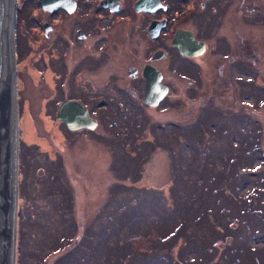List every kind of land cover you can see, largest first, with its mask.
Returning <instances> with one entry per match:
<instances>
[{
  "label": "rangeland",
  "instance_id": "rangeland-1",
  "mask_svg": "<svg viewBox=\"0 0 264 264\" xmlns=\"http://www.w3.org/2000/svg\"><path fill=\"white\" fill-rule=\"evenodd\" d=\"M35 2L15 0L11 264H264L261 64L229 68L235 90L221 80V111L195 114L177 90L161 110L106 107L93 130L66 131L53 112L79 98L74 66L60 44L43 63Z\"/></svg>",
  "mask_w": 264,
  "mask_h": 264
},
{
  "label": "flooded vegetation",
  "instance_id": "flooded-vegetation-1",
  "mask_svg": "<svg viewBox=\"0 0 264 264\" xmlns=\"http://www.w3.org/2000/svg\"><path fill=\"white\" fill-rule=\"evenodd\" d=\"M35 1L30 28L36 50L42 46L47 65L55 45L64 55L69 51L79 98L62 100L79 101L96 125L106 107L118 114L131 106L161 110L177 90L190 95L186 102L195 98V114L202 108L221 111V80L226 77L235 90L229 68L244 62L264 67V0H61V7L44 9ZM223 27L229 29L224 37ZM40 59L32 57L34 64ZM94 75L106 76L99 87ZM146 77L154 94L164 86L153 106L142 100ZM181 106L165 108L175 113Z\"/></svg>",
  "mask_w": 264,
  "mask_h": 264
},
{
  "label": "water",
  "instance_id": "water-1",
  "mask_svg": "<svg viewBox=\"0 0 264 264\" xmlns=\"http://www.w3.org/2000/svg\"><path fill=\"white\" fill-rule=\"evenodd\" d=\"M42 8L61 7V0H38ZM15 0H0V264H11L15 201L13 184ZM264 66V61H263ZM153 81L146 77L143 102L156 105L164 86L154 94ZM16 106V104H15ZM67 130L93 129L96 121L75 99L61 100L54 113ZM15 178V172H14Z\"/></svg>",
  "mask_w": 264,
  "mask_h": 264
},
{
  "label": "bare ground",
  "instance_id": "bare-ground-1",
  "mask_svg": "<svg viewBox=\"0 0 264 264\" xmlns=\"http://www.w3.org/2000/svg\"><path fill=\"white\" fill-rule=\"evenodd\" d=\"M15 62V58H14ZM17 110L15 106V98H14V115H13V184H12V203H13V198L15 201V195H16V173H17V141H16V134H17ZM28 138V137H27ZM14 172H15V179H14ZM14 231L15 229L13 228V235H12V244L14 242Z\"/></svg>",
  "mask_w": 264,
  "mask_h": 264
},
{
  "label": "trees",
  "instance_id": "trees-1",
  "mask_svg": "<svg viewBox=\"0 0 264 264\" xmlns=\"http://www.w3.org/2000/svg\"><path fill=\"white\" fill-rule=\"evenodd\" d=\"M222 109V108H221ZM226 109H229V108H226Z\"/></svg>",
  "mask_w": 264,
  "mask_h": 264
}]
</instances>
